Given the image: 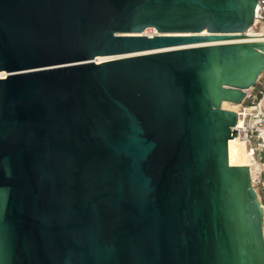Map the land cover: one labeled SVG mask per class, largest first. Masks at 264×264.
I'll return each mask as SVG.
<instances>
[{
    "label": "water",
    "instance_id": "obj_1",
    "mask_svg": "<svg viewBox=\"0 0 264 264\" xmlns=\"http://www.w3.org/2000/svg\"><path fill=\"white\" fill-rule=\"evenodd\" d=\"M257 1L0 0V264H264Z\"/></svg>",
    "mask_w": 264,
    "mask_h": 264
},
{
    "label": "built area",
    "instance_id": "obj_2",
    "mask_svg": "<svg viewBox=\"0 0 264 264\" xmlns=\"http://www.w3.org/2000/svg\"><path fill=\"white\" fill-rule=\"evenodd\" d=\"M260 25H264V0L257 1L253 23L243 32L235 33L250 37H238L229 42L264 41V30H259ZM236 113L237 136L246 144L251 160L260 165L254 174L250 170V178L264 212V69L256 83L245 90V97Z\"/></svg>",
    "mask_w": 264,
    "mask_h": 264
},
{
    "label": "bare ground",
    "instance_id": "obj_3",
    "mask_svg": "<svg viewBox=\"0 0 264 264\" xmlns=\"http://www.w3.org/2000/svg\"><path fill=\"white\" fill-rule=\"evenodd\" d=\"M148 30H151L152 32H149ZM259 30H264V25H260ZM205 32L206 31H203L202 33ZM142 33L144 34L146 33V35L151 36V34H156L157 31L154 28H146L145 31H143ZM112 57L113 56H98L95 58V61L100 62ZM6 75H7L6 72L0 71V77H5ZM239 104L240 103H232V102L224 101L222 103V106L226 109H230L236 112L239 108ZM233 138L238 140L228 141V157L230 164L249 166L251 173L254 174L255 171L260 167L259 163L251 160L248 154V149L246 147V144L242 139H240L238 136H234Z\"/></svg>",
    "mask_w": 264,
    "mask_h": 264
},
{
    "label": "rangeland",
    "instance_id": "obj_4",
    "mask_svg": "<svg viewBox=\"0 0 264 264\" xmlns=\"http://www.w3.org/2000/svg\"><path fill=\"white\" fill-rule=\"evenodd\" d=\"M144 31H145V30H144ZM148 31H149V32H152L151 30H148ZM148 31H147V32H148ZM149 32H148V33H149ZM145 34H146V33H145ZM151 35H153V34H151Z\"/></svg>",
    "mask_w": 264,
    "mask_h": 264
}]
</instances>
